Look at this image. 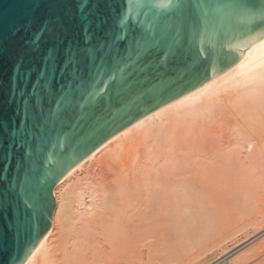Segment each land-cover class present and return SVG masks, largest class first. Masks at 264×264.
Listing matches in <instances>:
<instances>
[{
  "label": "bare ground",
  "instance_id": "1",
  "mask_svg": "<svg viewBox=\"0 0 264 264\" xmlns=\"http://www.w3.org/2000/svg\"><path fill=\"white\" fill-rule=\"evenodd\" d=\"M261 45L72 167L54 189L52 226L21 264H193L250 226L236 247L250 245L206 264H264Z\"/></svg>",
  "mask_w": 264,
  "mask_h": 264
},
{
  "label": "snow or ice",
  "instance_id": "2",
  "mask_svg": "<svg viewBox=\"0 0 264 264\" xmlns=\"http://www.w3.org/2000/svg\"><path fill=\"white\" fill-rule=\"evenodd\" d=\"M170 2L173 4L170 27L177 33L182 32L189 22L210 23L214 18L212 14L217 11L205 7L200 0ZM36 6L43 11L39 27L31 39L24 41L14 64V74L6 79L0 74V221L3 222L0 225V264H14L20 260L19 253L13 257L4 247L5 237L30 233L33 218L48 207L43 188H37L27 172L21 173L24 160L30 158L26 149L29 122L44 116L46 97H58L55 100L57 110L55 113L50 111L47 119L65 118L78 90L86 91L89 100H94L102 91L97 81L105 84L106 90L107 82L102 76L107 70L115 67L109 79L119 77L116 94L120 96L132 90L139 82L138 77L156 79L160 86H164L170 73L180 70L184 57L182 48L174 41L162 57L152 60V53L162 42L157 39L159 20L154 17L151 24L148 23L150 13L144 9L149 6L140 0H38ZM227 7L231 14L246 17L249 21L264 20V0L258 3L234 0ZM197 12L199 15H195ZM36 22L33 17L23 29L30 31ZM260 35L264 36V32ZM45 37L48 43L42 49L41 41ZM4 50L0 37V56ZM202 51L198 48L197 55ZM36 55L40 56V70L45 78L41 81L39 104L32 97L31 108L26 112L22 101L17 105L13 90L14 87L17 92L20 90V72L31 73L32 69L25 64L26 57ZM57 74L60 89L56 86ZM49 76L50 80L47 79ZM260 83L264 84V76ZM18 150L20 159L14 169L12 160Z\"/></svg>",
  "mask_w": 264,
  "mask_h": 264
},
{
  "label": "water",
  "instance_id": "3",
  "mask_svg": "<svg viewBox=\"0 0 264 264\" xmlns=\"http://www.w3.org/2000/svg\"><path fill=\"white\" fill-rule=\"evenodd\" d=\"M140 2L149 6L144 9L150 13L147 17L149 24L154 17L159 20L157 39L162 42L152 53V60L162 57L168 46L175 41L184 53L180 70L170 73L164 86H160L156 79L144 80L138 77L139 82L134 84L131 91L117 96L119 77L117 76L115 80L109 79L115 72L113 67L102 76L107 82L106 90L105 84L97 81V86L102 91L94 100H89L87 92L83 89L78 90L71 100L65 118L47 119L50 111L56 112L55 100L58 97L51 95L46 97L44 116L29 122L26 149L30 153V158L24 160L21 173L27 172L32 183L37 188H43L48 207L40 216L33 218L30 233L21 237L12 234L5 237L6 250L10 251L13 257L17 253L20 256V260L14 264H21L52 226L56 206L54 189L72 167L122 129L227 70L264 37L260 35L264 32V20L257 18L249 21L246 17L229 12L227 6L234 0H200L205 7L217 9L212 14L214 18L208 24L189 22L180 33L170 27L173 11L170 0ZM253 2L258 3L259 0ZM37 3L38 0H0V37L3 38L5 49L0 56V74L5 79L14 74V64L24 41L31 39L33 32L39 27L43 11L37 8ZM33 17H36L37 22L30 31L24 30L23 25ZM47 43L45 37L41 41L42 49ZM198 48L203 50L199 55ZM25 64L32 69L31 73L28 75L19 73L21 87L19 92L14 87L13 96L17 105L23 102L27 112L31 108L32 97H35L39 104L41 81L45 77L40 70L39 55L26 57ZM47 79L50 80L51 76ZM56 86L60 89L59 74L56 77ZM19 159L18 150L12 160L14 169ZM2 224L0 221V225Z\"/></svg>",
  "mask_w": 264,
  "mask_h": 264
},
{
  "label": "rangeland",
  "instance_id": "4",
  "mask_svg": "<svg viewBox=\"0 0 264 264\" xmlns=\"http://www.w3.org/2000/svg\"><path fill=\"white\" fill-rule=\"evenodd\" d=\"M218 203H220V204H218ZM211 204H213V205L217 204L216 206H217V209H218L217 211L219 212L218 213L219 215H224L223 217H225V215H227V219H229V217L235 216V212H233V211H235V210H233L234 208L233 209L232 208L227 209V207L225 206L227 203H225L223 206H221L223 204V202H217V203H211ZM220 208H223V209H220ZM230 211H232L233 213ZM251 227L252 226L248 227L249 229L247 228V230H241V232L239 233V235L236 238H232V239H229L226 242H224L225 244H222L224 247L223 250H219V251L215 250L214 252L209 253L205 257H201L200 259H197V261H195V263H193V264L210 263V262L216 260L217 258H219L222 254L227 253L228 251H231V252L229 254H227L223 259L225 260L228 258L227 260H230L231 258H233L236 255V253H238L239 250L244 249L245 247L248 246V244L250 245L249 242L254 241L255 238L253 240H250L249 242L239 246V247H236L238 245L237 243H239V241L241 243V242H243L244 239L246 240L248 237L253 235V233H254L253 231L256 229V227H253V228H251ZM255 232H256V230H255ZM260 236H261V234L258 235V237H260ZM218 249H220V248H218ZM244 264H256V263L254 261L248 260Z\"/></svg>",
  "mask_w": 264,
  "mask_h": 264
}]
</instances>
